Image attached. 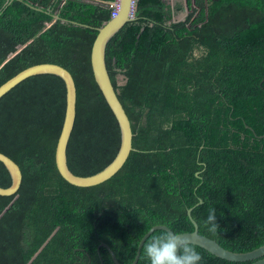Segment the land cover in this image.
<instances>
[{
    "label": "trees",
    "instance_id": "1",
    "mask_svg": "<svg viewBox=\"0 0 264 264\" xmlns=\"http://www.w3.org/2000/svg\"><path fill=\"white\" fill-rule=\"evenodd\" d=\"M194 4L199 14L187 26L197 7L172 22L167 0H136L134 19L108 41L106 69L133 149L100 184L71 185L56 169L66 104L59 76L27 77L0 97V151L22 173L17 193L0 195V264H114L100 243L129 264L153 225L191 231L187 209L198 199L191 216L200 234L235 252L264 244V0ZM112 10L91 0H0V85L41 62L74 79L66 157L78 175L101 170L119 147L117 120L90 64L96 27ZM10 183L0 162V186ZM168 239L153 231L136 264H169ZM186 249L200 254L198 264L250 263L193 244L180 246L182 258Z\"/></svg>",
    "mask_w": 264,
    "mask_h": 264
},
{
    "label": "water",
    "instance_id": "2",
    "mask_svg": "<svg viewBox=\"0 0 264 264\" xmlns=\"http://www.w3.org/2000/svg\"><path fill=\"white\" fill-rule=\"evenodd\" d=\"M135 1L136 0H118L117 2H106L101 0H91L93 3L102 4L107 7H112L114 5L116 6L115 15H112L108 20L103 21L98 27H96L97 34L90 50V64L94 80L109 108L114 114L120 132L119 147L114 158L98 172L90 175H78L74 174L67 165L66 149L74 126L76 115V86L71 73L65 67L52 62L36 63L20 70L0 85V97H2L19 82L33 75L54 74L63 80L66 90L65 113L62 127L55 145L54 160L59 175L67 183L77 187L94 186L111 178L123 166L131 150L133 149V132L131 129L130 120L117 96L116 90L112 85L108 71L106 69L105 49L110 38L114 36L126 22L134 19L133 11ZM183 16L184 15H181L178 18L173 16L172 22H178L182 20ZM83 25L86 26L85 24ZM261 137H264V133L261 135ZM0 162L3 163L11 177V183L9 186H0V195H15L22 180L20 167L13 159L1 151ZM201 202L202 200L198 199L194 206L200 204ZM194 206L187 209V216L193 226L191 231L174 233L166 225H153L140 238L137 244L135 256L132 262L129 264H136L143 242L153 231L158 229L164 230L169 235L166 246V255L169 264H173L174 261L182 260V257L179 253V248L182 244H193L199 246L209 253L228 261H250L248 264H264V244L249 251L235 252L224 248L214 239L200 234L198 232V225L191 216V210ZM99 246H103L108 250L114 264H121L117 261L114 253L107 244L100 243ZM100 262V264H102V261Z\"/></svg>",
    "mask_w": 264,
    "mask_h": 264
},
{
    "label": "flooded vegetation",
    "instance_id": "3",
    "mask_svg": "<svg viewBox=\"0 0 264 264\" xmlns=\"http://www.w3.org/2000/svg\"><path fill=\"white\" fill-rule=\"evenodd\" d=\"M167 1L169 2V4L172 7V13H173L172 17L173 16L176 17L175 13H177L178 11H182V13H183L182 15H184L182 20H184L188 16V14L193 11L194 7H197L194 4V0H167ZM188 1H190L189 5L187 3ZM204 2H207V0H204ZM198 14H199V8L197 7V10L194 11L193 14L191 15L190 21L187 24V26H189L191 24V22H192V20H194V18H197ZM182 20H180V21H182Z\"/></svg>",
    "mask_w": 264,
    "mask_h": 264
},
{
    "label": "clouds",
    "instance_id": "4",
    "mask_svg": "<svg viewBox=\"0 0 264 264\" xmlns=\"http://www.w3.org/2000/svg\"><path fill=\"white\" fill-rule=\"evenodd\" d=\"M210 221L215 220L214 215H210L208 218ZM151 251V248H150ZM201 257L200 254L191 250L186 249V255L180 261H174L173 264H198ZM152 264H166L163 258H154Z\"/></svg>",
    "mask_w": 264,
    "mask_h": 264
},
{
    "label": "rangeland",
    "instance_id": "5",
    "mask_svg": "<svg viewBox=\"0 0 264 264\" xmlns=\"http://www.w3.org/2000/svg\"><path fill=\"white\" fill-rule=\"evenodd\" d=\"M182 11H178L177 13H175L176 18L180 17V15H182ZM117 80H118V84H122L124 83L125 79L122 75H117Z\"/></svg>",
    "mask_w": 264,
    "mask_h": 264
},
{
    "label": "built area",
    "instance_id": "6",
    "mask_svg": "<svg viewBox=\"0 0 264 264\" xmlns=\"http://www.w3.org/2000/svg\"><path fill=\"white\" fill-rule=\"evenodd\" d=\"M114 1L117 2L118 0H114ZM112 8H113V10H112L111 16L115 15V13H116V6L114 5V6H112ZM49 25H50V23L46 22V26H49Z\"/></svg>",
    "mask_w": 264,
    "mask_h": 264
}]
</instances>
